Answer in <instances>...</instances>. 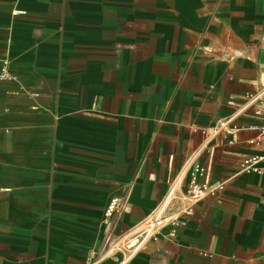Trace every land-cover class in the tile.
Here are the masks:
<instances>
[{
  "label": "crops",
  "instance_id": "0c3cea01",
  "mask_svg": "<svg viewBox=\"0 0 264 264\" xmlns=\"http://www.w3.org/2000/svg\"><path fill=\"white\" fill-rule=\"evenodd\" d=\"M4 65L0 264H264V0H0ZM191 160L224 189L129 256Z\"/></svg>",
  "mask_w": 264,
  "mask_h": 264
},
{
  "label": "built area",
  "instance_id": "2783aa9c",
  "mask_svg": "<svg viewBox=\"0 0 264 264\" xmlns=\"http://www.w3.org/2000/svg\"><path fill=\"white\" fill-rule=\"evenodd\" d=\"M11 73L7 66L1 69L0 78H10ZM252 108L254 114L261 118L260 135L264 138V86L247 94L244 110ZM230 124L227 120L220 122L216 132L227 131ZM239 172H264V153L251 155L244 158L239 166ZM205 166L191 160L186 168L175 176L171 181L166 193L152 210L150 215L142 222L125 233L119 243L128 251L129 256L143 249L151 240H157L165 227H169L168 236H176L180 220L185 215L194 211V206L208 194H215L218 190L224 189V182L213 187L206 177ZM186 186L183 191V186ZM128 195L113 197L105 209V216L108 218L106 242H110L113 232L111 218L120 216L129 210Z\"/></svg>",
  "mask_w": 264,
  "mask_h": 264
},
{
  "label": "rangeland",
  "instance_id": "374dc122",
  "mask_svg": "<svg viewBox=\"0 0 264 264\" xmlns=\"http://www.w3.org/2000/svg\"><path fill=\"white\" fill-rule=\"evenodd\" d=\"M263 86H264V85H262L261 87H263ZM261 87H260V88H261ZM260 88H259V89H260ZM257 90H258V89H257ZM244 104H245V103H244Z\"/></svg>",
  "mask_w": 264,
  "mask_h": 264
}]
</instances>
